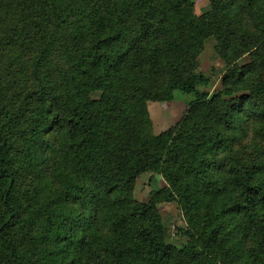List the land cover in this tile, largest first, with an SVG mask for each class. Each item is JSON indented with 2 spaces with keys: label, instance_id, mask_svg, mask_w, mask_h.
I'll return each mask as SVG.
<instances>
[{
  "label": "trees",
  "instance_id": "16d2710c",
  "mask_svg": "<svg viewBox=\"0 0 264 264\" xmlns=\"http://www.w3.org/2000/svg\"><path fill=\"white\" fill-rule=\"evenodd\" d=\"M210 3L0 0V264H264V0ZM149 172L166 186L140 202Z\"/></svg>",
  "mask_w": 264,
  "mask_h": 264
},
{
  "label": "rangeland",
  "instance_id": "374dc122",
  "mask_svg": "<svg viewBox=\"0 0 264 264\" xmlns=\"http://www.w3.org/2000/svg\"><path fill=\"white\" fill-rule=\"evenodd\" d=\"M210 0H196V11L202 14L210 9ZM249 62V56L243 57L242 64ZM227 69L226 63L215 51V42L209 40L200 59V70L211 78V84L200 89L213 92L222 88V76ZM98 94V93H97ZM96 96H99V94ZM195 98L194 94L176 91L172 102H152L149 107L154 122V132L159 134L175 125L186 112L189 102ZM166 186L163 177L156 172L142 175L135 189V198L140 202H148L152 191H157ZM165 224L171 231V241L179 246L186 243L187 237L180 233V228L186 227V220L177 202H164L159 205Z\"/></svg>",
  "mask_w": 264,
  "mask_h": 264
},
{
  "label": "crops",
  "instance_id": "0c3cea01",
  "mask_svg": "<svg viewBox=\"0 0 264 264\" xmlns=\"http://www.w3.org/2000/svg\"><path fill=\"white\" fill-rule=\"evenodd\" d=\"M151 103H152V102H149V107H151Z\"/></svg>",
  "mask_w": 264,
  "mask_h": 264
}]
</instances>
